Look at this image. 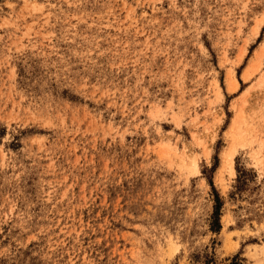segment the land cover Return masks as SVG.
<instances>
[{"label":"rangeland","instance_id":"obj_1","mask_svg":"<svg viewBox=\"0 0 264 264\" xmlns=\"http://www.w3.org/2000/svg\"><path fill=\"white\" fill-rule=\"evenodd\" d=\"M0 264H264V0H0Z\"/></svg>","mask_w":264,"mask_h":264},{"label":"trees","instance_id":"obj_2","mask_svg":"<svg viewBox=\"0 0 264 264\" xmlns=\"http://www.w3.org/2000/svg\"><path fill=\"white\" fill-rule=\"evenodd\" d=\"M218 216H219V202L218 199L215 198V204L213 206V211H212V222L211 225H216V228L219 227L218 225Z\"/></svg>","mask_w":264,"mask_h":264},{"label":"bare ground","instance_id":"obj_3","mask_svg":"<svg viewBox=\"0 0 264 264\" xmlns=\"http://www.w3.org/2000/svg\"><path fill=\"white\" fill-rule=\"evenodd\" d=\"M236 86V81H231V88L233 89L234 87ZM231 151V150H230ZM229 151V152H230ZM233 151V150H232ZM231 151V152H232ZM225 153L226 154V162H228V163H230V165H231V163H232V154H231V152L230 153ZM224 155V154H223ZM225 164V163H224ZM231 170L233 171V169L231 168Z\"/></svg>","mask_w":264,"mask_h":264}]
</instances>
